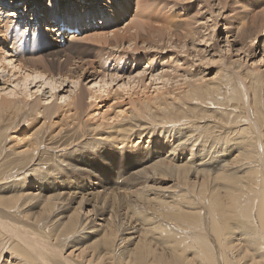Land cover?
<instances>
[{
	"label": "bare ground",
	"instance_id": "bare-ground-1",
	"mask_svg": "<svg viewBox=\"0 0 264 264\" xmlns=\"http://www.w3.org/2000/svg\"><path fill=\"white\" fill-rule=\"evenodd\" d=\"M7 1L0 0V78L1 84L6 85H0V129H3L0 136L7 133L6 136L13 141V154L9 164L12 166L0 169V180L18 171L20 175L29 171L31 174L21 178L14 175L13 179L0 182V228L9 233L7 237L13 235L15 241L10 245L7 237H0V243L6 241L0 253L6 249L9 255L1 264H191L194 260L198 264H264V151H259L257 142L261 148L264 144L261 137H256L261 134L253 122L246 119L243 125L239 124L242 117L235 110L243 108L241 95L245 94L238 84L241 77L232 83L228 82L224 71L217 69V74L209 77L204 69L195 68L191 72L186 68L180 74H176L175 68L146 74V67L153 66L152 58L157 56L156 43L159 40H150L152 31L143 29V22L115 31H103L89 38L123 51L124 55L120 57L126 61L133 59L132 68L145 58L146 64L141 69L139 65L134 72L125 73L120 71L121 65L95 61L99 72L92 61L72 59L67 55L60 63L58 59L63 52L60 42L71 33L65 26H89L92 21L87 23V16L94 19V12H97L103 18L101 10L78 8L76 2L79 0H71L75 3L73 5L70 0H65L67 6H63L61 0L45 3L30 0L35 10L31 13L27 10L29 16H25L18 13V0ZM217 1L220 5L217 9L222 8L221 0ZM42 3L46 6L43 9L39 7ZM28 4L27 1L23 8L27 9ZM124 10L126 7L119 5L115 9L112 7L111 12L121 19ZM64 14L70 18L66 20ZM198 17L194 21L202 25L201 17ZM215 24L208 26L210 40ZM167 32L161 33L165 37L160 38H165L173 47H186V52L188 46L197 47L194 32L189 36L192 38L188 44L178 40L179 46ZM53 33L55 39L50 37ZM77 36L71 34L66 41L79 40ZM224 41L229 47L226 36ZM22 43L28 46L23 51L20 50ZM139 44L142 51L150 52L141 57L130 56V51H140ZM30 49L42 53L40 61H44L41 62L43 65L39 60L25 56ZM212 49L208 58L207 51L206 56H194L219 66L223 59L222 50H217L214 45ZM261 52L264 56V51ZM106 53L110 56L111 49ZM177 61L180 58L176 57ZM234 64L238 61L233 60L228 66ZM121 72L124 75H120ZM146 76L150 77L148 83H145ZM250 78L255 85L261 82L255 71L250 72ZM83 81L87 82V93L82 88ZM89 83L96 86H89ZM112 83L118 85V90L113 93V103H118L119 96H126L128 106L115 108L111 103L99 111L102 102L111 96ZM35 86L36 91L31 92ZM46 86L49 88L48 98L52 101L40 105L41 98L35 94L43 92ZM251 100L255 103L254 98ZM91 102L95 103V109L89 106ZM209 108H216V111L209 113ZM19 114L34 119L21 136L17 134L19 130L11 132ZM188 116L196 120L199 117V122L206 116L214 123L212 134L195 133L192 125L180 123L181 118ZM156 123L159 124L156 126ZM217 128L219 134L215 131ZM65 130L73 134L63 135ZM89 132L96 134L95 144L84 149L89 143L80 140L90 135ZM110 137L112 143L107 142ZM200 139L201 142L195 145L194 142ZM59 140L66 142L64 148H57L58 153L53 154L52 160L59 162L48 160L46 169L41 168L44 161L38 152L40 145L45 141L47 146L63 145ZM231 142L237 143L239 150L228 157L230 153L226 146L227 143L232 145ZM222 144L225 146L218 150ZM99 160L104 163L100 164ZM77 176L90 184L86 188L63 186L67 178L75 182L72 178ZM156 179L171 183L163 182L166 186H157ZM62 187L66 192L61 190ZM99 190H108V195L99 196L103 192ZM111 203H118V209ZM128 210L132 215L140 214L141 225L128 224ZM10 218H19L26 224H23L24 229L19 227L23 230L21 234L14 231ZM145 224L149 226L146 229L142 228ZM154 225L160 231L156 233L161 244L159 250L148 240V234H155ZM81 241L83 247L77 246ZM69 247L70 251L64 254ZM189 250L193 257L188 255Z\"/></svg>",
	"mask_w": 264,
	"mask_h": 264
},
{
	"label": "rangeland",
	"instance_id": "rangeland-1",
	"mask_svg": "<svg viewBox=\"0 0 264 264\" xmlns=\"http://www.w3.org/2000/svg\"><path fill=\"white\" fill-rule=\"evenodd\" d=\"M27 1L29 2L28 7H27V9H24L23 7L26 6ZM43 1L45 3L49 0H43ZM62 1H63V6H65V4L67 6V1H66V3H65V0H61L60 2H62ZM7 2H10V0ZM217 2H218L217 0H143V1H141V0H136V1L135 0H107V1L106 0H89V1L88 0H79L78 2H76V4L78 3V5H77L78 8H82L83 10L89 9V11H91L93 9L96 11L101 10V14L102 15L104 14L103 18L101 17V15L98 16L97 12H94V15H95L94 19L90 18L89 15L87 16L88 19L86 18L87 23L92 21V23H90L89 26H82L81 27L82 29L80 28L79 31L75 30V31L70 33V35L71 34H77L78 35L77 37H79L78 38L79 40L66 41V40H68V38H70L69 37L70 35H68V37L66 36L65 39L63 38L64 41L60 42V44H61L60 48L62 49L63 52L60 53L61 57L58 60L60 61V63H63L64 58L67 55V57H69V58L72 57V59L73 58L75 59L77 57L79 59L86 60V61L90 60V61H92V63L95 61H98V64L108 62V64H111V65H113V64L118 65V66L121 65L122 69H120V71H124L125 73L130 72L131 70L134 72L135 68L136 67L138 68L139 65L142 66V67H140V69H141V68H143V66H145L143 64H146L145 58H143L144 60L142 59L143 61H141V63H139L138 66H135V68H132L134 65L132 63L133 59H131L130 61H126V60H123L122 57H120V56L124 55L123 51H118V50L116 51L114 46H112L113 48L111 46H109L110 44L108 45L107 43H100V42L95 41V40H90L89 38L90 37L92 38L93 36L100 34V32H103V31H115V30L122 29L127 25H132L135 22L136 23L143 22V23H141L142 28L143 29L145 28L147 30L152 31L153 36L150 40H154V39L159 40L156 43L159 54L157 52L155 53L157 56L154 57V59L152 58L153 66L146 67L147 69H146L145 73L148 75H152V74H155L157 71L159 72L160 69H165V70L169 71V70L175 68L176 69L175 71L177 72L176 74H178V73L180 74V73H184V71H186V68H187L188 72H191L195 68L196 70L204 69V73H207L208 74L207 76H209V77L215 76L217 74V69L224 71V74L228 75L227 76L228 82H232L234 79L236 81L237 79H239L241 77L239 80H241L242 82L238 80L240 82V83L238 82V84L240 86H242V88L245 91V94L241 95V97L243 98V106H241V107H243V108H240V110H238V109L235 110L236 113H238L239 116L242 117V120L239 122V124L243 125L244 122L246 121V119H249L251 122H253L254 128L258 127L257 131L259 130V133L261 134V135H257L256 137H261L260 141L262 140L261 142H263L262 144H264V135L262 134V131L264 130V112H263L264 111V84H263L264 83V79H263L264 78V61H263L264 56H263V53L261 52L262 50L264 51V20H263L264 14L262 16V13H264V11H262V10H264V0H221L223 7L220 9H217L220 7V5L217 4ZM44 3L40 4L39 7L42 6L41 7L42 9L45 8L46 6L44 5ZM71 4L73 5L75 3L71 1ZM205 4L207 6H204ZM17 5L20 8L18 13L24 14L25 16L26 15L29 16V12L31 13V11L35 10V7H34V5L31 4L30 0H26V1L25 0H20V1L18 0ZM119 5L126 7V11L124 10L125 11L124 17L121 19L116 18V15L111 12L112 7H114V9H115ZM247 5H248V7H247ZM9 8H11V7H9ZM21 8H23V9L21 10ZM222 9H223V11H222ZM27 10H29L28 13L26 12ZM218 10H220V11H218ZM196 11L200 12V13L196 14L197 13ZM159 13H160V15H159ZM58 14H57V16H58ZM253 14H255V15H253ZM39 15H41V13H39ZM59 15H63V14H59ZM64 15L66 16L67 19L70 18L69 15H67V14H64ZM259 15H261V16H259ZM106 16L107 17L109 16V17L107 18ZM167 16H169V17H167ZM198 16L201 17V19L199 21H202L201 24L203 26L198 25L199 22L194 21V19L199 18ZM104 20H105V22H104ZM17 22H18V20H17ZM20 23H21V21H20ZM42 23L44 24V22H42ZM76 23H77V21H76ZM213 23H216V24L214 26V31H213L214 34L211 35V40H210L209 37H207V35L210 33V29H208V26L210 24L213 25ZM104 24H106V26ZM239 24H240V26H239ZM254 24H255V27L253 26ZM10 25H13V24H10ZM252 26L254 28H252ZM4 27L5 26H3L1 29L3 30ZM217 28H218V30H217ZM238 28H240V29L238 30ZM243 28H246V29H243ZM253 29H254V31H253ZM260 29L262 30V32L260 31ZM255 30H257V32ZM165 31L166 32L168 31L167 35L170 38H172L174 42H176L175 43L176 45H178L179 41L185 42L186 44H188L192 38V37L190 38L189 36H193L192 34L194 32L193 38L194 39L196 38L195 43H197V45H196L197 47L193 49V48H191V46H188V48H189L188 51L190 53L188 51L187 52L185 51L186 47L183 49H180V47L175 48V47H173V45H170L169 43H167L165 38H164V40H161L160 36L165 37V35H162L161 33H164ZM142 32H143V30H142ZM18 33H19V31H18ZM3 34H4V32H3ZM51 34H50V37L55 39L54 33H53V35H51ZM224 35L228 38L229 47L226 45V43L224 41L225 40ZM184 37H185V40H184ZM205 38L208 40H207V42L204 43V40H206ZM243 38H245V39H243ZM252 39H254V41ZM200 40H203V41H200ZM77 41H81V42H77ZM232 42H233V44H232ZM210 44H211V47H210ZM16 45H18V43ZM111 45H113V44H111ZM139 45L140 46L138 47V49L141 48V44H139ZM213 45L215 46V48L217 50H222L220 53L222 54L223 59L221 60V62H219L220 63L219 66L216 64L211 65V63L208 64V63H206L205 60L200 61V59H198L197 56H194L195 54L196 55L202 54V55L206 56L207 52H208L209 54L207 55V58L210 57V54H212L211 51L213 50L212 49ZM20 46H21L20 47L21 51L25 50L24 48L28 47L27 45H24L23 43ZM2 48H5V46L2 45ZM227 48L229 49V51H227ZM107 49H111L112 54L110 56H108V54L106 53ZM176 49L177 50L179 49L180 52H179V50L177 51ZM244 50H247V51L245 52ZM108 51H110V50H108ZM148 52H150V51L149 50L142 51L140 49V51H138V52L130 51L129 55L141 57V55H143V53H148ZM240 52H242V53H240ZM187 53H188V55H186ZM174 54H176V55H174ZM189 54H191V55H189ZM217 54H219V53H217ZM178 55H180L181 57H179ZM25 56L30 58V59L39 60L41 65H43V63H44V61H40V60H42L43 55L39 50H34V51L32 50V52H31V49H30L27 53H25ZM168 56H170V57H168ZM173 56H175V57H173ZM217 56L218 55H216V57ZM171 57H172V60H171ZM176 57L180 58V61L175 62ZM181 58L184 60H182ZM173 60H175V61H173ZM233 60L238 61V64L228 66V64L230 62H232ZM152 61H151V64H152ZM182 61H184V62L182 63ZM41 62H43V63H41ZM176 63H178L177 67H176ZM174 64H175V66H174ZM179 64H180V66H179ZM182 64L184 67L181 66ZM203 64L205 66H203ZM93 65L96 66V70L98 71L99 65H97L95 63H93ZM217 66H218V68H217ZM71 67L74 69V66H71ZM234 70H237V73H233ZM251 71H255L261 77V82L258 83L257 85H255V83H253L251 81V78H250V72ZM99 72H100V70H99ZM124 72H121L120 75H122ZM172 74H175V72H173ZM2 75H4V74H2ZM149 79H150V77L146 76L145 83H148ZM178 79H180V78H178ZM262 79H263V81H262ZM1 81H2V79L0 78V85H3L4 83L1 84ZM85 83H87V82L86 81L82 82V86H83L82 88L84 89L85 93H87V86L88 85L85 88ZM120 83H121V81L118 83V85ZM69 85H68V87H69ZM92 85L96 86V84L89 83V86H92ZM118 85L115 83H112L111 96L109 98H107L104 102H102L101 106H99V111L104 110L108 104H111L114 102L113 93H114V90L118 88ZM239 85H238V88H239ZM261 85H263V87ZM31 86H33V85H31ZM36 89H37V86L32 88L31 92L36 91ZM42 90H43V92L39 91L35 94L36 97L41 98L40 105L43 104L44 102L47 103V100L49 102L52 101V98L51 99L48 98V95H49L48 86H46V88L44 87ZM237 92H239V91L236 90V93ZM32 98H34V97H32ZM253 98L255 100V103L257 102L258 105H256L254 102H251L252 101L251 99H253ZM88 101L89 100H86V102H88ZM125 101H126V96H119V99L117 100L118 103H116V101H115V103H113V107L116 108L117 106L121 105L122 107H120V108L125 109L126 106H128V104H126ZM94 104L95 103L91 102L89 106L93 107ZM187 106L191 107V105L189 103H187ZM210 106L212 107V105H210ZM258 107H259L260 111L258 110ZM93 109H95V108L93 107ZM207 109H208V107H207ZM257 110H258V112H257ZM208 111H209V113H212L213 111H216V108H209ZM198 118H197V120H198ZM27 119L30 120L29 117L25 116V118H24V116H21V114H19V116H17V119H16V121H17L16 126L14 127V129L11 132H16V130H19L17 132V134L18 135L20 134L19 136L23 135L26 132V129H24V128L27 126H30L32 124V121L34 120L33 119V120L27 121L25 123L24 120H27ZM181 119H182V121L180 123H186V124H184L185 126L192 125V127L195 129V133L197 131L201 135H204V136L206 134H212V131L215 128L213 126L214 123L211 122V120L209 121L208 118L206 119V116L202 117L200 119V122L197 121L193 116H191V117L188 116V117L181 118ZM13 121H11V123ZM231 121H234V120H231ZM89 124H91V123H89ZM158 124L159 123H156L154 125L157 126ZM228 125H229V123H228ZM11 127H13V125ZM254 128H252V130ZM228 129H230V127ZM224 130L227 131V129H224ZM2 131H3V129H0V132H2ZM215 131L217 132L218 128L215 129ZM103 132H105V131H103ZM112 132L113 131H111V133ZM46 133L47 134L49 133L48 128L46 129ZM62 134L71 136L73 133H72V131L66 132V130H65V131H63ZM89 134H90V132H89ZM112 134H113V136H115L114 133H112ZM217 134H219V133L217 132ZM6 135H7V133H5L4 136H0V139L2 142V144L0 146V169H3L5 166H8L9 164H11L10 161L12 160L11 154H13L12 153L13 141L11 139H9V136H6ZM92 135L93 134H90V135L87 134L86 136L81 138V140H80L81 142L84 141L85 143H89L88 146L83 147L84 149H86L90 146H93L95 144V139L97 136H96V134H94L93 136ZM253 135H255V134H253ZM155 138H157V137H155ZM85 139L87 140V142ZM76 141L77 140H75L73 142H76ZM107 142L112 143L113 139L110 137ZM197 142L199 144L201 142V139H200V141H195L194 142L195 145L197 144ZM59 143H62L63 145L59 146V144L54 143V144H49L47 146L46 141L44 142V144L40 145L38 152H39L40 156L43 157L42 161H44L40 165L41 168L46 169V166L48 165V163H46V162L48 160H49V162L50 161H52V162L58 161L56 159L54 161L52 160L53 154L54 153L57 154L58 153L57 150L59 148H62L63 146H65L66 142L64 140H63V142H62V140H59ZM231 144L232 145L227 143V146H226L227 151L228 150L230 151V149H231L230 152L228 151V153H230L228 157L234 156L239 150V149L237 150V148H236L237 143L234 144L231 142ZM223 145L225 146V144H222L218 150L222 149L224 147ZM257 145H258L257 147L259 148V151L260 150L264 151V146H262V148H263L262 149L258 142H257ZM48 147H51L52 149H49ZM84 149H82V150H84ZM187 155H188V153H186V156ZM36 156H38V154ZM98 162L100 164L104 163V161H102V160H99ZM9 166H12V165H9ZM210 167L211 166H207V168H210ZM214 169L215 168H213V170ZM30 172L31 171L26 172V174L22 173L23 175L19 174L20 171L17 172L18 174L17 173H15V174L9 173L10 176L7 175V177L5 176L6 178H4V179L11 180V179H13L14 175H16V177L18 176L17 178H21L22 176L24 177V176H27L28 174L30 175L31 174ZM32 175H34V174L32 173ZM4 179L3 180L1 179L0 182L4 181ZM72 179H75V182H72V181H70L69 178H67V180L64 181L63 186H67L68 188H73V187L78 188V187L82 186L83 188H86L90 184V182H87V181L85 182L84 178L79 177V176L74 177ZM156 180H158V182H156ZM156 180H155V182H156L157 186H159V184H160V186H166V183L164 184L163 182H168V184L171 183V181H169V180H159V179H156ZM23 183H24V181H23ZM57 184L59 185V183L56 182V185ZM2 186H3V184H2ZM62 188L65 189V187H62ZM64 189H61V190L66 192V189L65 190ZM102 191L103 190H99V192H102ZM107 191L108 190H104L102 193H99V196H103V195L107 194ZM78 193H80V192H78ZM169 194H171V192H169ZM149 196H152V194L150 195V193H149ZM109 201L110 200H108V202ZM117 204L118 203H113L112 205L115 206L116 209H118L116 206ZM86 209H88V208H86ZM31 210L34 211L36 209H31ZM126 213H127V216H130L129 217L130 218L129 223L127 222L128 224H132V225H135L136 223H138L140 225L142 224V222H140V214L132 215L129 212V210ZM88 216H90V218H91V214ZM10 219H13L12 220L13 222L11 224L14 228V231L21 234V231H23V230H21L19 227L22 226V228H23V224H25V223L22 220H20L19 218H17L16 220H15V218H10ZM157 223H158V221H157ZM159 224L160 223H158V225ZM149 225H151V224L149 223ZM148 227L149 226L145 224L142 228L146 229ZM0 230H1L0 231V237L1 236H4L2 238L7 237V235L9 233L7 234L1 228H0ZM153 230H154L155 234H154V236L151 233L148 234L149 235L148 240L150 241L151 244H153V248L159 250L161 247V244H160V240L157 239L156 233H160V231L155 227V225L153 226ZM9 236L7 237L6 240L9 239L8 243L10 245H12L15 242V241H13L14 236L13 235H9ZM16 236H17V234H16ZM2 238H0V239H2ZM211 239H212V237H211ZM2 243H0V244H2ZM5 244H6V241L3 243V246H0V248L3 249ZM79 245L83 247V241L79 242L77 246H79ZM70 249H71L70 247L67 248L65 250L64 254H67V252L70 251ZM3 251L4 252L0 253V255L2 257H5V259L4 258L2 259V257H0V259H1L0 264L3 261L6 262V259H8L7 257L9 256L8 253H6V249H4ZM188 255L190 257H193V252L189 250ZM197 262H198L197 260H194L191 264H198Z\"/></svg>",
	"mask_w": 264,
	"mask_h": 264
}]
</instances>
